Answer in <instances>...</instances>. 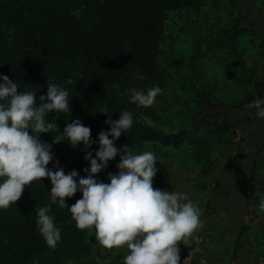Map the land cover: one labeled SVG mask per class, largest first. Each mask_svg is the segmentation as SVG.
Wrapping results in <instances>:
<instances>
[{
    "label": "trees",
    "instance_id": "obj_1",
    "mask_svg": "<svg viewBox=\"0 0 264 264\" xmlns=\"http://www.w3.org/2000/svg\"><path fill=\"white\" fill-rule=\"evenodd\" d=\"M207 0H0V74L16 79L18 91L47 93V82H55L69 91L71 113H49L64 127L79 119L91 129V139L98 140L107 131L106 119H118L125 110L154 118L153 108L138 106L129 100L132 90L162 87L164 72L158 66L159 43L164 31L166 12L176 6L197 8ZM249 30L234 20L221 32L218 47L232 48L238 36ZM71 79L72 83L67 81ZM256 96L264 97V79L248 80ZM118 85V87H113ZM241 106V101L236 104ZM103 112H108L107 114ZM132 128L115 141L119 148H131L146 142L180 148L204 141L203 135L185 131L165 133L136 119ZM206 119V118H205ZM226 121V120H225ZM210 122L207 120L204 125ZM48 133H42L46 141ZM111 138V137H110ZM222 141L221 136H216ZM98 146V143H94ZM55 162L69 172L78 170L53 154ZM79 175L82 176L79 172ZM51 182L45 177L34 180L21 198L8 209H0V264H65L86 257L91 252L88 235L80 230L67 207L51 201ZM77 192L65 198L71 206L80 199ZM48 207L61 227V240L50 248L37 229V212ZM114 264H123L116 259Z\"/></svg>",
    "mask_w": 264,
    "mask_h": 264
},
{
    "label": "clouds",
    "instance_id": "obj_2",
    "mask_svg": "<svg viewBox=\"0 0 264 264\" xmlns=\"http://www.w3.org/2000/svg\"><path fill=\"white\" fill-rule=\"evenodd\" d=\"M68 84L72 80L67 81ZM47 93L37 101L36 91H18L21 84L8 75L0 74V209H8L21 198L27 185L34 180L49 178L51 201L60 208L67 207L80 230L95 229V238L104 249L127 247L123 264H180L178 242L186 245L187 238L204 227L200 207L187 192L153 187L158 171V157L152 151L134 152L128 145L117 147L115 141L133 126L131 111L119 113L118 119L108 116L107 131L91 139V129L79 119L66 122L60 131L49 113H71L69 91L47 82ZM118 87V85H113ZM159 85L144 91H132L129 100L149 107L161 93ZM256 115L264 119V97L255 100ZM107 114L108 112H103ZM42 133H54L52 142L41 138ZM111 137V138H110ZM67 141L73 148L83 145L84 159L89 167L80 176L75 169H65L55 162L54 144ZM98 143L93 155L92 145ZM119 156L115 173L108 181L98 180L97 174L107 169L109 162ZM80 192L82 197L69 206L65 198ZM264 209V197L260 199ZM37 229L45 243L55 249L61 240V227L48 207L37 212ZM200 264H208L201 257Z\"/></svg>",
    "mask_w": 264,
    "mask_h": 264
},
{
    "label": "rangeland",
    "instance_id": "obj_3",
    "mask_svg": "<svg viewBox=\"0 0 264 264\" xmlns=\"http://www.w3.org/2000/svg\"><path fill=\"white\" fill-rule=\"evenodd\" d=\"M235 19L240 22V27L263 28L264 0H207L197 8L181 5L166 12L157 59L165 79L161 93L150 106L154 110V118L131 112L136 119L165 133L185 131L192 135L197 128L195 135H203L204 141L184 144L180 148L155 142L132 148L137 153L152 151L158 157L154 188L171 191L173 183L168 178L170 172L177 170L192 176L193 185L201 189L199 179L202 176H193L194 173L207 168L212 158L218 160L225 157L233 140L241 141L235 125L224 120L222 111L230 106L238 107L236 104L241 98L250 95L251 89L241 84L244 72L241 61L247 62L249 58L247 53L241 52V44H248L251 39L247 34L240 35L232 48L224 49L215 43L223 30L231 28ZM248 70L250 72L251 69ZM207 120L210 123L204 125ZM57 125L63 131L64 126L61 123ZM54 135L48 133L46 141L51 143ZM216 136H221L223 140H216ZM97 149L98 146L93 144L89 150L94 155ZM52 153L67 164H75L82 176L87 175L83 169L89 167V163L84 159L82 144L73 148L67 141H62L53 145ZM118 162L119 156L110 161L108 168L96 178L109 182L108 173L118 171ZM205 210H209L207 205ZM88 240L90 254L65 264H114L118 259L115 249L98 247L100 244L95 238L94 228L90 230Z\"/></svg>",
    "mask_w": 264,
    "mask_h": 264
},
{
    "label": "crops",
    "instance_id": "obj_4",
    "mask_svg": "<svg viewBox=\"0 0 264 264\" xmlns=\"http://www.w3.org/2000/svg\"><path fill=\"white\" fill-rule=\"evenodd\" d=\"M248 30L251 40L241 44V52L249 55L247 62L241 61L244 71L241 84L251 89L250 95L241 98L240 107L230 106L222 111L224 120L235 125L241 141L227 144L231 149L225 157L212 158L207 168L194 173L193 176H202L201 189L193 185L188 173L173 170L168 178L173 183L172 190L187 192L202 211L204 227L188 237L186 245L178 242L181 254L195 235H202L203 242L194 264H200L202 256L208 264H257L264 258V209L260 208V199L264 197V119L256 115L257 96L248 83L250 78L253 81L264 79V24L263 28ZM113 249L121 261L129 252L126 245Z\"/></svg>",
    "mask_w": 264,
    "mask_h": 264
},
{
    "label": "built area",
    "instance_id": "obj_5",
    "mask_svg": "<svg viewBox=\"0 0 264 264\" xmlns=\"http://www.w3.org/2000/svg\"><path fill=\"white\" fill-rule=\"evenodd\" d=\"M237 136L240 135L237 133ZM203 204L204 206L207 205L206 198L203 199ZM202 242H203L202 235H195L192 238L191 243L188 246H186L183 252L180 254L181 256L180 264H194L197 259L199 247ZM257 264H264V258L260 259L257 262Z\"/></svg>",
    "mask_w": 264,
    "mask_h": 264
},
{
    "label": "water",
    "instance_id": "obj_6",
    "mask_svg": "<svg viewBox=\"0 0 264 264\" xmlns=\"http://www.w3.org/2000/svg\"><path fill=\"white\" fill-rule=\"evenodd\" d=\"M251 176H252V174H251ZM250 187H251V180L249 182L248 190H247V201H248V197H249Z\"/></svg>",
    "mask_w": 264,
    "mask_h": 264
}]
</instances>
